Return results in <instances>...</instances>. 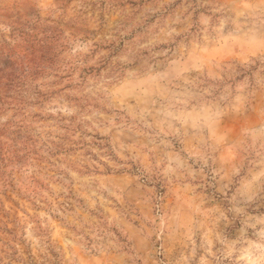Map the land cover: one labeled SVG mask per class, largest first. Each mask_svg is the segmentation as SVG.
Masks as SVG:
<instances>
[{
	"label": "rangeland",
	"instance_id": "374dc122",
	"mask_svg": "<svg viewBox=\"0 0 264 264\" xmlns=\"http://www.w3.org/2000/svg\"><path fill=\"white\" fill-rule=\"evenodd\" d=\"M262 172L261 0H0V264H200Z\"/></svg>",
	"mask_w": 264,
	"mask_h": 264
},
{
	"label": "clouds",
	"instance_id": "9594fccd",
	"mask_svg": "<svg viewBox=\"0 0 264 264\" xmlns=\"http://www.w3.org/2000/svg\"><path fill=\"white\" fill-rule=\"evenodd\" d=\"M261 8L264 11V0H261ZM171 219L178 227L188 228L186 235L191 242V213L183 220L176 217ZM248 227L254 230L253 238H249L246 228H242L233 237L217 238L215 249H205L208 258L200 264H264V219L252 222Z\"/></svg>",
	"mask_w": 264,
	"mask_h": 264
}]
</instances>
